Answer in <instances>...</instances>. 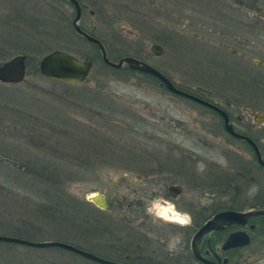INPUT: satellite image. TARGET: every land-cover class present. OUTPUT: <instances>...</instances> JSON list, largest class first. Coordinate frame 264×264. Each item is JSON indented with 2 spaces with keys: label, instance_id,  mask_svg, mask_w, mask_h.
<instances>
[{
  "label": "rangeland",
  "instance_id": "374dc122",
  "mask_svg": "<svg viewBox=\"0 0 264 264\" xmlns=\"http://www.w3.org/2000/svg\"><path fill=\"white\" fill-rule=\"evenodd\" d=\"M115 17L112 28L110 18H93L94 33L107 42L112 61L133 56L190 90L216 83L225 91L214 97L239 131V108L223 103L237 95L236 75L196 68L193 44L203 31L166 14L133 28V15ZM72 18L58 0H0V53L7 57L0 60L22 54L27 67L24 82L0 83V235L63 241L125 264L183 261L194 226L215 210L239 209V165H250L249 154L242 159L239 140L206 106L168 92L155 78L126 65L119 72L106 68L97 46L72 35ZM175 34L181 39L178 46ZM152 44L163 52L153 54ZM55 49L91 56L83 83L41 76L39 61ZM6 95L21 108L9 109ZM88 151L95 156L85 164ZM173 184L184 188L175 199L168 192ZM94 192L106 194L108 209L86 200ZM68 201L75 204L72 213L66 211ZM157 201L188 213L191 223L154 217L149 208ZM0 264L100 263L59 247L0 241ZM245 264H264V257L247 256Z\"/></svg>",
  "mask_w": 264,
  "mask_h": 264
},
{
  "label": "flooded vegetation",
  "instance_id": "af4514ba",
  "mask_svg": "<svg viewBox=\"0 0 264 264\" xmlns=\"http://www.w3.org/2000/svg\"><path fill=\"white\" fill-rule=\"evenodd\" d=\"M58 1L70 10L74 17L76 5L71 0ZM76 2L81 14L79 20L81 30L97 39L99 37L94 33L96 24L93 19L96 15L110 18L108 19L110 28L115 25L114 21L119 19L115 17L117 15H133L134 17L130 19L133 22L132 28L138 23H147L150 19L148 17L152 15H172L173 22L182 18L181 21L185 22L188 28L205 33L202 37L198 35L197 41L193 44L196 68L208 70L213 74L229 70L236 75L237 95L228 100L224 99L223 103L229 106L234 104L239 108L237 118L239 131L234 126L233 128L240 135L248 137L257 149L256 151L253 144L246 139L239 138L241 144L239 154H242V159L245 158L244 154H249V164L253 166L244 165L243 162L239 165V209L215 210L198 227H193V235L217 212L239 211L244 214L239 224L222 225L220 228L211 229L203 236L199 244L201 255L215 264H245L247 256L264 257V166L257 158V154H260L264 162V0H76ZM72 20L69 24L78 41L93 44L73 30ZM124 29L127 33L133 30ZM172 29L177 30L175 23ZM180 30L183 31L185 28ZM112 39L115 41L116 37L113 36ZM180 40L177 34L173 36L177 46ZM102 44L104 47L105 44L108 45L105 41ZM162 73L177 88L225 110L220 99L214 97L215 93L221 94L225 89L216 83L210 81L213 89L195 85L194 90H190L180 87L175 78ZM222 95L224 96V92ZM206 108L217 113L211 108ZM170 186L178 188L174 196L168 189L172 198L183 194V185ZM253 190L254 194H250ZM233 233L246 236L248 242L223 249V244ZM176 261V264H207L196 259L191 247L185 260Z\"/></svg>",
  "mask_w": 264,
  "mask_h": 264
},
{
  "label": "water",
  "instance_id": "95a60500",
  "mask_svg": "<svg viewBox=\"0 0 264 264\" xmlns=\"http://www.w3.org/2000/svg\"><path fill=\"white\" fill-rule=\"evenodd\" d=\"M71 1L76 5L77 8L76 14L74 15L72 20L73 30L78 34L83 35L86 39H88L90 42H92L97 46L101 54V59L104 65L110 68L119 69L124 64H126V66L133 71H138L140 73H145L153 76L154 78L159 80L160 84L164 86L165 89H167L169 92L175 95L183 96L195 102H198L219 113V115L222 117L223 120L224 130L230 136L238 140L239 138L246 139L249 143L253 144L248 137L242 136L239 134V132L234 130L227 115V112L225 110L219 108L215 104H212L193 94L187 93L177 88L162 72H160L158 69L151 66L147 62L142 61L133 56H125L118 61L110 60L107 56L106 49L102 44V42L99 39L92 37L86 32L81 30L79 26V20L81 17L80 9L77 5L76 0H71ZM150 50L155 55H159L163 52V48L159 44H152ZM25 61H26V56L22 54L14 55L9 59L0 60V83L18 84L23 82L26 78V73H27V67ZM92 65H93V61L90 55H86L84 58H79L65 50L55 49L50 51L41 58V60L39 61V72L41 76L49 80L78 84V83H83L87 79ZM253 146L255 147L254 144ZM257 158L259 162L264 166V162L260 154H257ZM168 189L173 196L174 193L178 191V188L176 186H169ZM86 200L88 202L93 203L95 206H97L102 210H106L109 207V202L107 200L105 193H101V192L90 193L86 196ZM242 216H244V214L239 211L223 210L217 212L215 215H213L211 219L207 220L204 224H202V226L199 227V229L193 235L190 243L191 251L196 257V259L203 263L215 264L201 255L199 251V244L201 242V239L211 229L220 228L222 225L239 224ZM0 241L19 243V244H23L31 247H39V248L59 247L74 252L78 255H81L89 260L95 261L100 264H125L103 258L101 256L91 253L90 251H87L85 249H82L80 247H77L75 245L63 241H53V240L31 241L18 237L4 236V235H0ZM247 242H248V238L246 236H243L242 234L239 233L237 234L233 233L228 237V239L225 241L222 247L223 249H227L242 244H246Z\"/></svg>",
  "mask_w": 264,
  "mask_h": 264
},
{
  "label": "clouds",
  "instance_id": "9594fccd",
  "mask_svg": "<svg viewBox=\"0 0 264 264\" xmlns=\"http://www.w3.org/2000/svg\"><path fill=\"white\" fill-rule=\"evenodd\" d=\"M255 190H253L254 194ZM149 213L154 217L163 220L166 223H177L181 226H187L191 223V217L186 212H179L176 210L175 205L170 202H165L161 205L158 201L152 204L149 208ZM170 248L174 249V245H170Z\"/></svg>",
  "mask_w": 264,
  "mask_h": 264
},
{
  "label": "trees",
  "instance_id": "16d2710c",
  "mask_svg": "<svg viewBox=\"0 0 264 264\" xmlns=\"http://www.w3.org/2000/svg\"><path fill=\"white\" fill-rule=\"evenodd\" d=\"M55 32H57V31H55ZM70 32L72 33V35L73 36H75V34H74V32L72 31V30H70ZM76 37V36H75ZM101 56V55H100ZM4 58H7L6 57V55H4V54H1L0 53V59H4ZM105 67L106 68H110V67H108V66H106L105 65ZM122 68L123 67H121V68H119V69H115V68H110V69H114L115 71H120V70H122ZM131 70V69H130ZM133 71V70H132ZM135 72H137V71H135ZM144 74V73H143ZM152 77V76H151ZM154 78V77H153ZM156 79V78H155ZM157 80V79H156ZM11 85H17V84H11ZM75 85H78V84H75ZM6 98H7V100H6V105H8L9 107H12V108H9V109H11V110H13L14 111V109H18V108H21V105L20 104H17L16 102V99H13V98H11V97H9V96H7L6 95ZM20 103H22V101H20ZM44 116H47V115H44ZM94 148H96L97 147V144L95 143V145L93 146ZM88 150V146H86V145H84V151H87ZM92 151V150H91ZM91 151H88V152H85L84 154H83V156H84V163L86 164V162H87V160L89 161L91 158H93L94 156H95V154H92L93 152H91ZM80 154V153H79ZM25 155V154H24ZM23 164V163H22ZM89 164H90V161H89ZM24 165V164H23ZM86 202V201H85ZM74 203L72 202V201H68L67 202V208L68 209H66V211H67V213H72V212H74V210L73 209H70V208H73L74 207ZM79 205V210H81L82 208H83V204H78ZM84 205L85 206H87L88 205V203H84ZM46 207V206H45ZM47 208V207H46ZM73 210V211H72ZM76 211H78L79 212V210H77V209H75ZM78 212H77V214H78ZM74 214H76V213H74ZM73 214V215H74ZM76 214V215H77ZM78 216V215H77ZM69 218H71V216H69Z\"/></svg>",
  "mask_w": 264,
  "mask_h": 264
}]
</instances>
